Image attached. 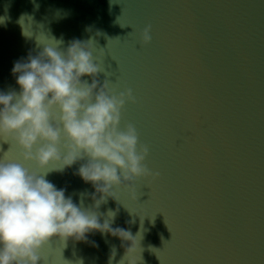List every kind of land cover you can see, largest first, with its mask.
Instances as JSON below:
<instances>
[{"label": "water", "instance_id": "water-1", "mask_svg": "<svg viewBox=\"0 0 264 264\" xmlns=\"http://www.w3.org/2000/svg\"><path fill=\"white\" fill-rule=\"evenodd\" d=\"M0 19V90L29 53L91 39L100 82L135 97L120 126L134 125L158 174L96 209L136 237L130 256L95 233L52 238L41 264H108L113 248L112 264H264V0H0ZM0 157L20 159L10 141ZM78 166L46 178L91 209Z\"/></svg>", "mask_w": 264, "mask_h": 264}, {"label": "clouds", "instance_id": "clouds-1", "mask_svg": "<svg viewBox=\"0 0 264 264\" xmlns=\"http://www.w3.org/2000/svg\"><path fill=\"white\" fill-rule=\"evenodd\" d=\"M89 41L72 40L66 48L55 41L29 53L11 69L16 87L0 90V141L14 144L20 157H0V264H41L40 251L54 237L84 243L95 233L118 238L128 242L124 259L137 248L130 231L112 226L116 211L101 220L96 209L116 198V189L131 191L138 180L158 174L144 163L148 148L139 145L134 125L120 126L122 110L135 103L132 91L116 93L109 80L100 82L101 59ZM150 41L146 27L141 42ZM77 164L73 174L93 188L91 209L46 178ZM114 256L113 248L108 264Z\"/></svg>", "mask_w": 264, "mask_h": 264}]
</instances>
